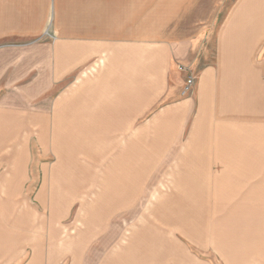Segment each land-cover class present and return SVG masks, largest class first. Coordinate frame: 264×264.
I'll use <instances>...</instances> for the list:
<instances>
[{
	"label": "crops",
	"instance_id": "crops-1",
	"mask_svg": "<svg viewBox=\"0 0 264 264\" xmlns=\"http://www.w3.org/2000/svg\"><path fill=\"white\" fill-rule=\"evenodd\" d=\"M178 2L184 12L178 18L173 16L174 19L188 16L191 20L186 23L194 25L184 35L175 31L140 32L133 27L124 31L122 0H0V49L25 51L26 41L37 42L48 23L52 25L51 39L62 42L54 47V61L61 70L66 69L68 119L83 122V136L89 139L88 146L94 151L113 153L115 157L137 151L164 152L166 142L178 135L177 124L192 113L193 105L198 107L196 128L201 130L200 137L205 138V145L215 147L221 126H238L244 132L252 123H264V61L255 60L264 52V0ZM175 22L178 21H171ZM55 24H65V31H55ZM209 28L217 42L218 58L215 64L197 68L194 94L187 97L190 94L184 93L186 75L179 65H198L194 62L196 57L191 56L192 44L187 42L199 40ZM7 42L15 45L9 48L12 45ZM31 87L37 88V85ZM23 97L26 98L25 93ZM150 116L156 121L170 122L162 134L151 137L145 130L136 131L135 122ZM215 121L220 122L216 132L212 128ZM42 122L43 115L36 112L0 111V142L14 131L26 135L37 124L43 131ZM212 136L214 143L207 141ZM122 139L132 142L126 146ZM203 146L202 141L196 143V151L192 152L194 163H202L199 168L193 175H175V192L153 211L162 224L189 236L193 234L195 239L202 230L207 234L211 224L203 217L206 216L203 202L209 207L211 194L210 149ZM257 160L262 163L252 161L248 167L253 177L261 176L264 170L261 167L264 156ZM101 179L103 185L114 186V193L108 194L114 197V211L132 208L135 200L162 194V189L153 193L150 190L163 181L160 176ZM230 191V188L218 190L223 194ZM101 195L107 196V193ZM1 200L0 208L4 210H0V258L17 257L22 243L26 242L35 249L31 264H40L43 215L28 209V203L19 197ZM189 203L194 208L188 207ZM140 207L138 204L137 208ZM29 214L36 224H28ZM5 215L9 216L8 222L3 221ZM238 217L246 219L247 215ZM240 219L215 223L218 235L214 241L217 246L223 243L225 255L233 253V258L239 257L246 264L244 261L252 254H261L264 250V235L251 225L250 217L247 225ZM230 225L237 227L228 228ZM84 241L67 239V245L83 246ZM156 243L159 238L147 228L134 231L129 246L109 264H144L161 259ZM58 245L54 240V246Z\"/></svg>",
	"mask_w": 264,
	"mask_h": 264
},
{
	"label": "rangeland",
	"instance_id": "rangeland-1",
	"mask_svg": "<svg viewBox=\"0 0 264 264\" xmlns=\"http://www.w3.org/2000/svg\"><path fill=\"white\" fill-rule=\"evenodd\" d=\"M122 4L124 31L133 27L140 32L175 31L184 35L194 27L186 23L191 20L188 16L174 19L173 16L178 18L179 13L184 12L179 9L178 0H122ZM173 20L178 22L171 23ZM65 27V24H55L54 30L62 32ZM51 28L48 23L37 42L26 41L25 51L0 49V111L43 115V131L37 124L26 135L14 131L0 142V198L19 197L28 203V209L33 208L43 215L40 264H109L129 246L131 234L144 228L159 238L156 244H159L158 253L163 256L144 264H243L241 258L232 257L233 253H223V243L216 245L214 239L218 232L214 224L239 221V215H247L240 222L246 221L247 225L250 217L251 225L264 235V185L261 184L264 170L261 176L253 177L248 168L252 161L262 163L257 157L264 156V123H252L244 132L238 126H221L215 140L216 148L214 145L209 147L205 145V138L200 137L201 130L196 128L198 107L193 105L192 113L177 124L175 132L178 135L166 142L164 152L137 151L115 157L113 153L94 151L88 146L89 139L83 136V122L68 119L66 69L61 70L54 61V47L61 41L51 39ZM207 31L199 40L187 42L192 44L191 56L196 57L194 62L198 65L181 66L197 71L198 67L216 63L217 42L209 32L210 28ZM7 43L12 45L9 48L15 45L14 42ZM34 44L38 46L37 51ZM255 60L264 61V52ZM32 84L37 88L31 87ZM194 91L187 97H192ZM135 123L136 131L145 130L151 137L162 134L164 127L170 124L156 121L153 116ZM219 123H212L215 132ZM213 137L207 141L214 143ZM201 141L203 149H210L211 194L209 207L203 202L206 214L203 217L211 224L207 234L202 230L195 239L193 234L189 236L176 228H168L153 211L175 192V175H193L202 164L194 163L195 153H192L196 151L195 144ZM131 142V139L124 140L126 146ZM115 164L120 167L115 168ZM114 176H160L163 181L150 190L153 193L162 189V194L135 200L132 208L114 211V197L108 195L114 193V186L103 185L101 179ZM223 188L231 191L227 194L218 192ZM101 193H107V196ZM188 201L193 203L192 199ZM192 203L188 207L194 208ZM138 204L140 208H137ZM0 210L4 209L1 207ZM30 215L28 224H36ZM8 217L3 221L8 222ZM235 226L227 227L235 229ZM67 239L85 241L83 246L70 247ZM54 240L58 241V246H54ZM21 246L17 257L0 258V263L31 264L35 249L26 242ZM262 253H254L244 262L264 264V250Z\"/></svg>",
	"mask_w": 264,
	"mask_h": 264
},
{
	"label": "built area",
	"instance_id": "built-area-1",
	"mask_svg": "<svg viewBox=\"0 0 264 264\" xmlns=\"http://www.w3.org/2000/svg\"><path fill=\"white\" fill-rule=\"evenodd\" d=\"M182 71H186L187 75H186V80H185V85H184V93L185 94H190L193 89L194 86L196 84V73L195 71H193V69H188L187 66H181L179 67Z\"/></svg>",
	"mask_w": 264,
	"mask_h": 264
}]
</instances>
